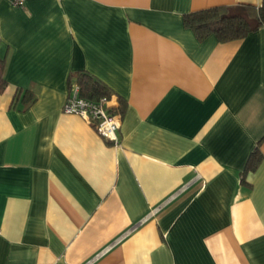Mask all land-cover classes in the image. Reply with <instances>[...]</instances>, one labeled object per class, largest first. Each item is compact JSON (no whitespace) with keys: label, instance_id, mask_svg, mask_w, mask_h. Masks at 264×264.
Returning a JSON list of instances; mask_svg holds the SVG:
<instances>
[{"label":"crops","instance_id":"obj_1","mask_svg":"<svg viewBox=\"0 0 264 264\" xmlns=\"http://www.w3.org/2000/svg\"><path fill=\"white\" fill-rule=\"evenodd\" d=\"M261 2L0 0V264H264V25L183 23ZM79 70L117 142L63 110Z\"/></svg>","mask_w":264,"mask_h":264},{"label":"trees","instance_id":"obj_2","mask_svg":"<svg viewBox=\"0 0 264 264\" xmlns=\"http://www.w3.org/2000/svg\"><path fill=\"white\" fill-rule=\"evenodd\" d=\"M183 23L199 39L210 34H214L219 40L240 38L264 25V0L258 6L246 4L237 10L226 6H213L190 11L184 14ZM3 68L4 59L0 56V90L6 84ZM73 76L79 96L94 101L107 100L110 97L111 89L90 72L79 70ZM123 104L120 100V106ZM259 159L260 153L255 148L248 158L247 168H253Z\"/></svg>","mask_w":264,"mask_h":264},{"label":"built area","instance_id":"obj_3","mask_svg":"<svg viewBox=\"0 0 264 264\" xmlns=\"http://www.w3.org/2000/svg\"><path fill=\"white\" fill-rule=\"evenodd\" d=\"M15 6L23 5L25 0H9ZM106 100H90L78 95V88L63 103V110L75 112L88 118L95 130L104 138L117 142L116 130L119 127L120 114L117 111L110 110Z\"/></svg>","mask_w":264,"mask_h":264}]
</instances>
